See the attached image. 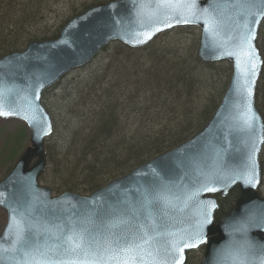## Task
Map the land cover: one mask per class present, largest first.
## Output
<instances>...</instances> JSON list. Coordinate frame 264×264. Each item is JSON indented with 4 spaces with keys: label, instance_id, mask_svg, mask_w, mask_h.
I'll return each instance as SVG.
<instances>
[{
    "label": "water",
    "instance_id": "obj_1",
    "mask_svg": "<svg viewBox=\"0 0 264 264\" xmlns=\"http://www.w3.org/2000/svg\"><path fill=\"white\" fill-rule=\"evenodd\" d=\"M194 5L193 14L191 5L166 0L100 3L70 18L57 38L33 40L24 50L0 58V113H9L0 116L22 119L31 130V146L0 181V208L7 212L0 264H36L41 258L37 249L56 264H82L89 250L101 264H118L127 253L108 248L113 233L143 242L138 264L153 259L160 264L182 259L184 264L187 251L202 244L200 264H264V197L257 190L264 122L255 102L263 65L256 40L264 0H194ZM188 25L201 29L200 60L228 61L233 68L229 86L203 129L89 195L65 192L53 197L50 188L40 186L47 165L45 139L53 131L42 103L45 90L90 62L111 40L136 48ZM235 186L240 195L234 210L215 222L216 195L224 197ZM158 194L164 199L146 208L145 196ZM117 217L128 223L110 228ZM206 219L210 222L204 223ZM83 226L89 229L83 247L73 250L69 237ZM185 242L197 246L185 248L181 257L172 246Z\"/></svg>",
    "mask_w": 264,
    "mask_h": 264
},
{
    "label": "trees",
    "instance_id": "obj_2",
    "mask_svg": "<svg viewBox=\"0 0 264 264\" xmlns=\"http://www.w3.org/2000/svg\"><path fill=\"white\" fill-rule=\"evenodd\" d=\"M42 3L41 0H12L6 4V11L0 9V53L21 50L34 39L57 36V32L31 35L27 31L38 21L36 17L41 13ZM184 29L164 33L143 49L132 50L121 43L113 44L103 71L116 65L119 72L111 76L107 73L114 78L112 83L103 84L92 77V81L98 83L97 88L91 89V81L86 82V87L95 93V99L84 104L86 112L80 113V126L72 131L65 145L57 150L46 145L48 168L41 182L57 194L79 190L90 193L174 148L205 126L225 92L232 68L227 62H201L197 57L199 41L193 45L182 42L183 36L178 31ZM21 39L25 41L19 47ZM257 44L263 69L256 104L264 120V22ZM218 67H225L227 71L219 98H203L204 94L200 93L209 89L208 84L213 83ZM196 99L199 101L193 102ZM19 143L8 148L1 164L13 160ZM260 161L264 173V146ZM260 193L264 194V182ZM238 196L239 190L234 188L220 199L217 220L234 208Z\"/></svg>",
    "mask_w": 264,
    "mask_h": 264
},
{
    "label": "rangeland",
    "instance_id": "obj_3",
    "mask_svg": "<svg viewBox=\"0 0 264 264\" xmlns=\"http://www.w3.org/2000/svg\"><path fill=\"white\" fill-rule=\"evenodd\" d=\"M10 1L12 0H0V9L6 11L8 8L6 4ZM101 1L106 0H41L43 5L41 7V13L36 17V19L38 18V21H35L27 31L30 32L31 35H40L44 33L52 35L56 32L58 33L62 25L69 18L82 12L85 7ZM179 32H181L180 34L183 36L181 38L184 43L193 45V43L199 41V28L185 27L184 30L178 31V34ZM173 33L175 34L176 32ZM160 40L163 41L162 39ZM24 41V39H21L18 46L21 47ZM177 42L178 41H176V43ZM113 49L114 46L109 45L107 50L101 52L88 65L70 72L44 94L43 103L54 119L55 125L53 136H51V141L47 142V145H51L54 150H57L62 145L66 144L65 142L70 137L72 131L80 126V113L83 114L86 112L84 104L88 103L91 99H95V93H92V91L86 87V82L91 81V89L94 87L97 88L98 81L101 83L110 81V83H112L114 78L109 76H111L113 72H119L116 65L110 66V68L107 69L108 71H103L109 62L110 54ZM1 55L3 54L0 53V56ZM108 72H110L109 76H107ZM214 72L215 70L213 69L212 73ZM226 75V68L224 67L223 69L222 67H218L213 83L208 84L209 89H205L200 95L204 94L203 98L212 97L215 100H218L219 93L222 91L223 84H225ZM92 77H94L93 79L95 80L97 79V82H93L94 80ZM79 99L81 101H76ZM197 101H199V99L193 100V102ZM29 139L30 130L22 120L16 118L5 119L0 117V180L8 174L14 164L13 161L18 159L19 154L23 151L26 145L28 146L30 144ZM18 142H20V145L16 148V155L13 160L1 164L4 162L2 160L8 152V148L17 145ZM41 185L48 186V184L44 182H41ZM55 193L57 194L56 191H54V194ZM77 193L84 195L88 194L81 190ZM5 222L6 212L5 210L0 209V233ZM202 255L203 252L200 249L192 251L186 264H199Z\"/></svg>",
    "mask_w": 264,
    "mask_h": 264
},
{
    "label": "snow or ice",
    "instance_id": "obj_4",
    "mask_svg": "<svg viewBox=\"0 0 264 264\" xmlns=\"http://www.w3.org/2000/svg\"><path fill=\"white\" fill-rule=\"evenodd\" d=\"M166 2L168 3H175V4H189L191 5V11L193 12V14L195 13V5H194V0H166ZM177 22H184L187 23L188 20L183 19L180 20L178 19ZM258 20H254L253 23H257ZM170 26V25H169ZM254 38V34H252L251 36L248 37V39H252ZM253 67H255V65H253ZM3 115H8L9 113L4 112V113H0ZM212 190V189H209ZM164 197L161 195H157L156 197L149 199L148 196H145V207L147 208L148 206H150L151 204L154 203V201L156 200H163ZM209 220H205L204 223H209ZM88 223H94V221H88ZM128 223V219L126 218H115L110 224L109 227L110 228H118L120 225L122 224H127ZM89 232V229L87 226H83L81 227L78 231L74 230L73 234L71 237H69V243L72 244V248L73 250L77 249V248H82L83 244H84V234ZM22 233V230H21ZM113 237L114 239H112L111 241H108V248H116L119 250L120 253H127V258L121 261H118V264H138L139 261H141L143 258L138 254V250L143 251L142 248V243H136L134 241H132L129 237L127 236H116L115 233H113ZM20 238L23 239L22 234L20 235ZM125 244L127 245V247H122L121 245ZM197 245L195 243H183L182 247H177L176 244H173V250L175 253H179L180 256L182 257L184 249L185 248H189V247H196ZM49 251H51V249H49ZM105 251H107V249H105ZM37 252H39L40 254V260L36 261V264H56L55 261H51L48 259V257L46 256L45 253L40 252L39 249H37ZM149 256L153 255L152 251H148L146 253ZM158 256V254H157ZM85 257L86 259L82 262V264H101L100 260L95 259V253L92 252L91 250L86 251L85 252ZM88 257H93L91 259H89ZM106 264V262H105ZM150 264H160L158 259H153ZM174 264H182V259H176L174 261Z\"/></svg>",
    "mask_w": 264,
    "mask_h": 264
}]
</instances>
